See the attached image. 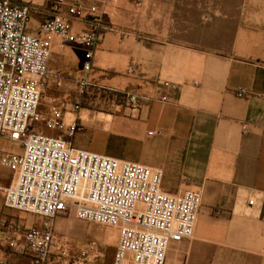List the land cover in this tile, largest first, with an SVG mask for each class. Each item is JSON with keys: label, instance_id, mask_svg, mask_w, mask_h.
I'll list each match as a JSON object with an SVG mask.
<instances>
[{"label": "crops", "instance_id": "0c3cea01", "mask_svg": "<svg viewBox=\"0 0 264 264\" xmlns=\"http://www.w3.org/2000/svg\"><path fill=\"white\" fill-rule=\"evenodd\" d=\"M108 7L104 24L134 39L128 65L137 74L127 84L92 81L151 101L132 111L94 91L78 114L69 112L83 127L74 147L160 170L167 195L200 193L192 239L171 242L164 264H264V0H112ZM72 61L55 38L49 68L73 79ZM163 81L182 86L175 103L157 99ZM46 93L48 109L77 100L68 81L49 80ZM10 216L0 211V219L15 221ZM47 264L61 261L53 254Z\"/></svg>", "mask_w": 264, "mask_h": 264}, {"label": "built area", "instance_id": "2783aa9c", "mask_svg": "<svg viewBox=\"0 0 264 264\" xmlns=\"http://www.w3.org/2000/svg\"><path fill=\"white\" fill-rule=\"evenodd\" d=\"M49 1V8H44L22 0H0V145L7 143L19 151L0 149V168L12 174L8 185L0 184V196L4 208L42 218L38 227L0 219L3 243L18 255L30 256L31 264H47L53 254L61 264L91 263L100 256L96 242L82 244L71 255L69 242L55 234L56 217L74 213L79 220L119 230L112 264H164L171 242L192 239L201 195L193 191L167 195L161 190L160 170L74 147V137L83 127L78 117L66 123L65 113L78 114L94 91L114 94L132 111L151 99L104 87L90 78L100 36L124 35L102 20L112 0ZM33 15L39 17L34 32L29 28ZM73 22L91 27L92 32L75 34ZM55 38L60 52L70 42L88 50L89 61L76 78L49 68ZM136 74L132 63L126 75ZM49 80L57 87L74 83L77 100L52 106L44 115L39 107ZM160 87L157 99L162 103H175L182 91L181 85L170 81ZM245 94L240 90L237 96Z\"/></svg>", "mask_w": 264, "mask_h": 264}, {"label": "rangeland", "instance_id": "374dc122", "mask_svg": "<svg viewBox=\"0 0 264 264\" xmlns=\"http://www.w3.org/2000/svg\"><path fill=\"white\" fill-rule=\"evenodd\" d=\"M25 3H31L38 7L49 8V0H22ZM136 4V3H134ZM112 13L110 7L104 8V16ZM39 25V17L33 15L29 28L32 32L36 31ZM73 32L75 34L91 33V27L80 23H72ZM130 32V31H129ZM126 41L124 46H121L120 41ZM103 45L101 46V44ZM120 45V46H119ZM101 46V48H100ZM66 54L72 57V68L76 70L79 68V72L83 70V65L88 62L87 54L88 50L83 46H78L76 43L70 42L66 46ZM134 39L129 36L120 37L117 33L106 32L100 36V44L94 52V56L91 59V72L90 78L98 80L100 78L107 79L109 77H115L120 83L127 84L129 79L133 77L126 75V70L130 66L129 55L134 50ZM102 49V50H101ZM64 52V51H63ZM106 83H104L105 85ZM102 85V84H101ZM103 85V86H104ZM106 87V85H105ZM44 91L41 104L40 113L47 114L48 108V93ZM82 109V108H81ZM75 115L73 113H65V120H73ZM0 149L5 152H19L17 147L11 146L7 143H1ZM12 178V174L5 169L0 168V184L8 185ZM4 209L3 198L0 196V211ZM14 211V210H13ZM16 216L8 217L13 218L16 222L21 223L23 226H40L42 218L25 213H19L14 211ZM19 216H25L24 220ZM27 224V225H26ZM54 231L57 236L65 239L71 245V255L77 254V248L82 244L94 241L99 246L100 256L88 264H111L114 255V246L117 245L119 240V230L113 227L103 226L96 223H90L79 220L75 217L74 213L62 214L56 217L54 220ZM4 234L0 232V261L16 264H30V259L22 260L18 254L14 253L7 245L3 243ZM28 257L27 255H25Z\"/></svg>", "mask_w": 264, "mask_h": 264}]
</instances>
